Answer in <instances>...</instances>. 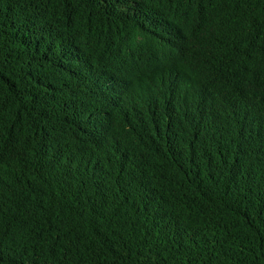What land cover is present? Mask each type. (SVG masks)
<instances>
[{
	"label": "trees",
	"instance_id": "16d2710c",
	"mask_svg": "<svg viewBox=\"0 0 264 264\" xmlns=\"http://www.w3.org/2000/svg\"><path fill=\"white\" fill-rule=\"evenodd\" d=\"M0 264H264V0H0Z\"/></svg>",
	"mask_w": 264,
	"mask_h": 264
}]
</instances>
